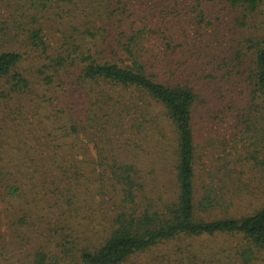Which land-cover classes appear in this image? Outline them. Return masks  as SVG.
<instances>
[{"label":"trees","instance_id":"trees-1","mask_svg":"<svg viewBox=\"0 0 264 264\" xmlns=\"http://www.w3.org/2000/svg\"><path fill=\"white\" fill-rule=\"evenodd\" d=\"M128 1L97 0L93 13L77 18L88 21H70L58 36L49 37L38 25L35 13L46 6L43 0H27L0 21L3 108L10 112L11 104L25 101L37 109L53 107V99L41 97L35 86L57 93L60 107L47 111V130L41 127L34 138L46 153L38 157L32 144H23L14 149L15 162L0 155V200L28 203L38 197L48 213L39 229L31 230L33 218L23 212L9 223L11 236L0 231V264H125L162 246L168 250L147 264H264V36L256 26L245 34L251 19L263 16L264 0ZM220 10H226V29L236 38H219L213 14ZM94 16L102 19L96 24ZM51 40L58 44L52 53ZM111 87L141 98L126 102ZM76 104L83 124L64 111ZM200 104L208 105L211 119L233 118L248 142L244 165L260 174L257 184L242 188L245 193L239 174L227 168L219 177L198 175L194 112ZM147 107L173 134L170 195L150 191L135 155L124 159L111 150L97 161L99 170L80 158L85 146L78 133L96 139L89 127L106 137L111 126V148L120 147L115 142L129 132V154L141 128L163 132ZM11 114L23 119L20 112ZM38 174L43 188L52 187L46 202L41 199L49 193L35 197L31 188ZM239 196L250 197L240 213Z\"/></svg>","mask_w":264,"mask_h":264},{"label":"rangeland","instance_id":"rangeland-1","mask_svg":"<svg viewBox=\"0 0 264 264\" xmlns=\"http://www.w3.org/2000/svg\"><path fill=\"white\" fill-rule=\"evenodd\" d=\"M46 1V6L44 8H39L35 14H37L38 25L44 27V30L48 33V36H58L57 34L60 32V28H62L66 23L72 22L73 24L86 22L87 20L77 19L81 17L85 12L93 13V9L98 8L99 4L97 0H43ZM27 0H0V21L7 17V14L10 12L20 10L22 6H25ZM135 3V0L128 1V4ZM90 8L84 10V8ZM88 15H86L87 17ZM217 20L213 21L214 28L217 30V34H219V38L222 36H226V38H236L237 34L234 32L231 35L230 30H227L229 16L227 15L226 10H220L216 14H213ZM92 19H95L96 24L101 17L97 18L94 16ZM256 27H258L261 34L264 36V14L263 16L256 15L254 20L250 21L248 27L246 28L245 34L248 32L251 33L256 32ZM256 29V30H255ZM240 35V34H239ZM49 43V44H48ZM47 44L49 47V52L52 53L54 50L58 49V44H55V40L49 41ZM52 44V45H51ZM54 49V50H53ZM5 80H0V91H3L6 86L4 85ZM38 88L39 95L43 97L42 94L46 93L48 98L53 99V107L57 112L60 107L56 106V100L54 99L57 93L53 90L48 89L47 91L41 90L39 87H34V89ZM112 92L113 96L120 95L126 102L135 101L141 98V95L133 90L128 89H120L116 87L109 88ZM59 93V92H58ZM208 95H210V91H207ZM67 96V95H66ZM65 97L61 98L63 102ZM144 102V99H143ZM139 104L143 105L138 101ZM63 106L62 103H60ZM209 105V103H208ZM207 106L199 105V108H196L194 112V126H195V137H196V149L198 154V163H197V173L202 178H206L211 175H216L217 177L221 176L219 172H224L227 168L232 170V174L236 176V173L239 174V178L242 181L241 191L244 186L247 188H251L253 185L259 182V179L256 178L259 176L258 170H251L250 168H246L244 165V158L246 153V147L248 146V142L245 140L243 135L238 131V128L233 125V118L228 119H211L208 115V112L211 114V110ZM50 106H52L50 104ZM145 106V105H144ZM213 107V104L211 105ZM53 107L44 109L42 107L38 108L34 106L32 103L23 102V106L18 105L17 103H13L9 106L10 112L8 109L3 108V104L0 103V155L6 156L11 155L13 157L12 160L14 162L17 158V151L14 149L16 145H19L21 148L23 144L31 145L35 148L34 155L38 157L43 153H46L45 150L40 149L39 139L35 140L34 138L38 134H42L40 129L41 127H45L48 124L45 116H47V111H50L52 114L55 113ZM64 107V106H63ZM72 108V107H71ZM79 106L76 104L71 112L67 109H64L66 113L71 115L75 122L85 123V119L79 112ZM148 112H150L151 116L154 118L152 121H157L160 123L161 127L163 126V132L156 130L153 126H147L145 128H141L140 134L134 139L135 146L133 143L131 144V153L129 154L128 145H129V132L123 134L119 139V143L115 142V144L120 145L117 147L113 145L111 148V142L109 140L110 136H114L110 131L111 126H107L105 130H107L106 137H100V131L93 130L89 127L88 133L92 136L93 134L96 136L95 140L86 139L82 132L80 131L78 135L80 136V141L83 142L85 146V150L82 151L83 154L80 158L83 162L91 163V167L99 170L100 167L97 164V161L100 160L101 156L108 155L110 156V151L115 150V152H120L121 156L124 159L129 157L130 155H135L134 160H136V164L142 170L143 176L146 178L148 187L150 191L154 193H165L170 195L171 189L174 188L172 171L175 163V152H174V143H173V134L171 133L170 127L167 123L161 122V116L158 114L156 116V111L153 110L152 107H147ZM20 112V115L23 117L20 121L15 120L17 114L8 115L11 112ZM52 114H48L51 118H53ZM63 120L61 123H67V116H62ZM154 123L155 125L157 124ZM168 126V128H167ZM96 131V133H95ZM22 135L20 136V133ZM100 132V133H98ZM43 134H45L43 132ZM94 137V136H93ZM37 138V137H36ZM124 138H128V141H124ZM115 139V137H114ZM133 145V149H132ZM121 148V150H117ZM82 150V149H81ZM31 151V149H30ZM104 151V152H103ZM24 152V151H23ZM27 151H25L26 153ZM80 152V151H79ZM106 152V153H105ZM116 152V153H117ZM9 153V154H8ZM24 153V154H25ZM29 154V150H28ZM31 155V154H29ZM106 157V156H105ZM237 160V161H236ZM105 168V167H103ZM234 170V171H233ZM91 170L88 168L83 171L84 175L86 172H90ZM219 174V175H218ZM35 178L38 180V183L35 184L32 188L33 193L38 195H45L49 193L47 198L41 199L42 202H46L50 199V190L51 186L45 184L43 188L41 186L42 177L40 174ZM50 178V176H47ZM82 187L88 185V183L82 178ZM97 181H90L91 188L96 190ZM85 190V189H83ZM158 191V192H157ZM95 192V191H94ZM245 193V189L242 191ZM159 194V193H158ZM96 195V192H95ZM241 195V192H240ZM237 198V203H239V213L243 211V209L250 202V197L246 199L244 196H239ZM25 200L27 198L24 197ZM93 199V203H95L96 197H91ZM239 201V202H238ZM8 203V204H7ZM6 201L0 200V221L2 224L0 225V231L4 234L12 235V231L9 227L10 221L14 220L15 217H19L23 212H27L26 216L31 215V219L33 218V222L31 223L32 229H39L40 224H44L46 219L48 218V213H46L43 209V205L39 202V198L31 199V202L26 203L23 200H13ZM9 205V206H8ZM214 215H211L213 217ZM83 219V218H81ZM21 232L23 237H26L29 233L27 231L26 226L21 227ZM26 242V241H25ZM168 250V248H164L162 246L160 249L156 248V250H152L143 254H139L137 256H133L127 263L125 264H147L150 262L151 258L155 255L162 254Z\"/></svg>","mask_w":264,"mask_h":264}]
</instances>
